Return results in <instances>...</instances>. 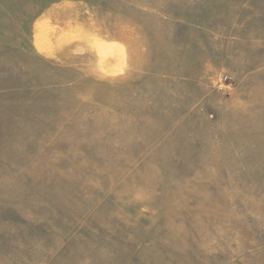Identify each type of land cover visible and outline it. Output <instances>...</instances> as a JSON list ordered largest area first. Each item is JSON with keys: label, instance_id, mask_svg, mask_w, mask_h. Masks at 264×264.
<instances>
[{"label": "rangeland", "instance_id": "obj_1", "mask_svg": "<svg viewBox=\"0 0 264 264\" xmlns=\"http://www.w3.org/2000/svg\"><path fill=\"white\" fill-rule=\"evenodd\" d=\"M0 264H264V0H0Z\"/></svg>", "mask_w": 264, "mask_h": 264}]
</instances>
